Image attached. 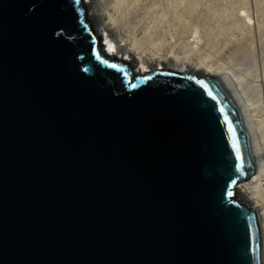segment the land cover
<instances>
[{"label":"water","instance_id":"obj_1","mask_svg":"<svg viewBox=\"0 0 264 264\" xmlns=\"http://www.w3.org/2000/svg\"><path fill=\"white\" fill-rule=\"evenodd\" d=\"M102 45L84 0H0V264H264L224 81Z\"/></svg>","mask_w":264,"mask_h":264},{"label":"bare ground","instance_id":"obj_2","mask_svg":"<svg viewBox=\"0 0 264 264\" xmlns=\"http://www.w3.org/2000/svg\"><path fill=\"white\" fill-rule=\"evenodd\" d=\"M84 3L95 33L106 44V57L118 59L135 76L166 71L224 81L243 117L257 164L252 180L235 195L257 210L264 247V0Z\"/></svg>","mask_w":264,"mask_h":264},{"label":"rangeland","instance_id":"obj_3","mask_svg":"<svg viewBox=\"0 0 264 264\" xmlns=\"http://www.w3.org/2000/svg\"><path fill=\"white\" fill-rule=\"evenodd\" d=\"M85 1H86V0H84V2H85ZM84 4H85V3H84ZM85 7H86V5H85ZM250 12H251L252 14L254 13V14L256 15V12H254V9H253V8H250ZM254 14H253V15H254ZM91 25H92L93 30H95V26H94V24H92V22H91ZM253 26H254V22H253ZM119 57L121 58V56H119ZM120 58H119V59H120ZM249 63H250V62H249ZM249 63H247V65H245V67H248V64H249ZM139 67H140V66H137V69H138Z\"/></svg>","mask_w":264,"mask_h":264},{"label":"clouds","instance_id":"obj_4","mask_svg":"<svg viewBox=\"0 0 264 264\" xmlns=\"http://www.w3.org/2000/svg\"><path fill=\"white\" fill-rule=\"evenodd\" d=\"M103 46H105L104 42H102ZM106 47V46H105ZM105 51H107V48L104 49Z\"/></svg>","mask_w":264,"mask_h":264}]
</instances>
